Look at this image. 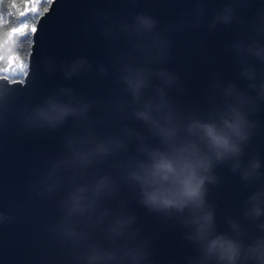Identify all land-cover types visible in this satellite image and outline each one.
Here are the masks:
<instances>
[{"label": "clouds", "instance_id": "9594fccd", "mask_svg": "<svg viewBox=\"0 0 264 264\" xmlns=\"http://www.w3.org/2000/svg\"><path fill=\"white\" fill-rule=\"evenodd\" d=\"M196 11L203 16L199 4ZM240 22L230 0L214 13L209 27ZM157 24L154 17L137 14L126 26L138 55L122 63L117 77L120 97L111 102L121 121L117 132L99 135L89 117L92 102L77 98L72 89H61L17 113L28 126L56 130L72 118L79 129L65 136L66 153L57 163L65 175L49 184L51 189L66 182L68 188L61 201L58 239L70 249L74 264H151L154 237L142 235L136 226L137 217L127 207L134 199L183 230L181 238L193 252L186 264H264V185L246 198L241 214L254 224L255 234L231 217L224 218L227 231H218L216 206L208 200L209 186L221 179L218 167L226 166L246 183L264 175L259 159L243 160L253 127L249 111L256 101H264V9L246 22V36L229 45L246 89L214 80L199 107H187L168 95L170 89H184L179 77L162 66L170 59L172 42L156 31ZM82 70H90L86 59L63 69L66 78ZM98 71L104 74L105 69ZM15 103V94L0 87V114ZM129 120L139 122L143 131L130 127ZM109 157L115 176L90 173ZM88 175L92 178L82 180ZM125 193L128 198H120ZM113 200L115 206L109 204Z\"/></svg>", "mask_w": 264, "mask_h": 264}, {"label": "water", "instance_id": "95a60500", "mask_svg": "<svg viewBox=\"0 0 264 264\" xmlns=\"http://www.w3.org/2000/svg\"><path fill=\"white\" fill-rule=\"evenodd\" d=\"M229 2L52 0L48 11L35 22L38 32L34 40L31 38L27 77L21 74L10 80L0 75V87H8L16 96L13 108L0 114V264H74L70 249L57 236L67 183L51 189L49 184L65 175L57 166L66 153L65 136L79 129L72 118L56 130L28 126L17 115L23 106L40 104L61 89H72L77 98L92 102L89 117L95 121L93 127L99 135L117 132L121 121L111 102L120 97L116 81L122 63L138 55L133 47L136 40L126 29L137 14L154 17L158 21L156 31L172 42L170 59L162 66L179 77L184 91L170 89L169 96L187 107H199L214 80L234 82L246 89L229 45L246 36V22L264 9V0H234L241 22L210 28L214 13ZM198 4L204 10L202 17L196 11ZM80 59L87 60L90 70L66 78L63 69ZM101 66L104 74L98 71ZM249 120L253 127L243 160L259 159L260 172L264 174V101L255 102ZM126 123L143 131L139 122ZM90 173L115 176L112 158L95 165ZM216 173L221 179L216 186H209L208 200L216 206L218 231H227L224 218L231 217L255 234L254 224L243 220L241 214L246 198L264 185V175L259 181L246 183L226 166L218 167ZM91 178L88 175L82 180ZM120 198L128 197L125 193ZM115 203L109 202L112 206ZM127 207L135 213L141 234L154 237L151 264H186V257L193 252L192 246L181 238L182 229L157 218L134 199Z\"/></svg>", "mask_w": 264, "mask_h": 264}, {"label": "snow or ice", "instance_id": "6c2138e0", "mask_svg": "<svg viewBox=\"0 0 264 264\" xmlns=\"http://www.w3.org/2000/svg\"><path fill=\"white\" fill-rule=\"evenodd\" d=\"M52 0H21V3L17 5L15 2L12 4L13 9H18L15 13V17L9 13V18L5 21L0 10V30L6 33L7 40L0 41V73H4L3 78L8 79L10 77H17L23 75L27 77L28 73L25 71L26 65L20 56L11 53L10 49L5 48V44L12 41L13 37L19 35L21 37L33 38L38 32V21L41 18L40 9L43 8L44 12L48 11Z\"/></svg>", "mask_w": 264, "mask_h": 264}, {"label": "trees", "instance_id": "16d2710c", "mask_svg": "<svg viewBox=\"0 0 264 264\" xmlns=\"http://www.w3.org/2000/svg\"><path fill=\"white\" fill-rule=\"evenodd\" d=\"M15 2L17 5L21 3V0H0V10H2V14L4 16L5 21L9 18V13L15 17V13L18 9H13L12 4ZM43 3V0H41ZM40 12L43 13V8L40 9ZM36 21H34L35 23ZM7 40L6 33L3 30H0V41ZM31 36L29 37H21L19 35L13 37V40L5 44L6 49H10L11 53L17 54L20 56L21 60H23L24 64L27 65V57L30 52L31 47ZM26 71V67H25ZM0 75H5L4 73H0ZM17 77H10V80L16 79Z\"/></svg>", "mask_w": 264, "mask_h": 264}]
</instances>
